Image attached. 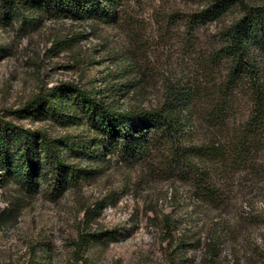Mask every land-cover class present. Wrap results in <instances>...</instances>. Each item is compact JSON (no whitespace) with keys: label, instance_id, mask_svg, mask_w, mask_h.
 Instances as JSON below:
<instances>
[{"label":"rangeland","instance_id":"rangeland-1","mask_svg":"<svg viewBox=\"0 0 264 264\" xmlns=\"http://www.w3.org/2000/svg\"><path fill=\"white\" fill-rule=\"evenodd\" d=\"M123 1L127 21L112 27L50 17L8 24L0 0V117L61 133L15 114L41 86L102 88L122 77L137 87L127 101L147 106L168 79L204 78L198 61L216 25L189 37L183 19L205 0ZM129 56L142 83L120 70ZM144 166L113 160L60 194L0 177V264H264V174L225 170L209 199Z\"/></svg>","mask_w":264,"mask_h":264},{"label":"trees","instance_id":"trees-1","mask_svg":"<svg viewBox=\"0 0 264 264\" xmlns=\"http://www.w3.org/2000/svg\"><path fill=\"white\" fill-rule=\"evenodd\" d=\"M44 17L117 27L127 9L123 0H8V24L36 25ZM183 21L189 37L216 25L198 61L203 79H168L147 106L127 101L137 87L122 77L102 88L41 86L15 114L62 132L0 117V177L28 192L60 194L117 160L145 165L171 188L180 184L213 199L225 170L264 174V1L205 0ZM129 57L131 67L120 70L142 83L145 71Z\"/></svg>","mask_w":264,"mask_h":264}]
</instances>
